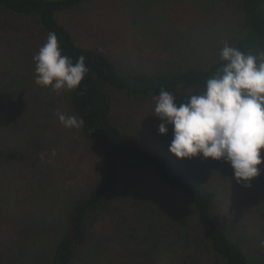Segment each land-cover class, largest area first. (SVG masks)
<instances>
[{
    "label": "rangeland",
    "instance_id": "rangeland-1",
    "mask_svg": "<svg viewBox=\"0 0 264 264\" xmlns=\"http://www.w3.org/2000/svg\"><path fill=\"white\" fill-rule=\"evenodd\" d=\"M201 1L88 0L77 9L58 12V18L80 46L104 52L124 72L161 75L179 67L204 66L216 56L218 36L226 37L227 28L234 27L228 13L211 12L207 18L201 11ZM47 37L32 19L0 8V257L4 256L8 264H49L58 239L70 225L76 201L105 173L101 149L81 128H65L58 119L57 112L76 116L72 91L57 95L35 83L33 56ZM171 94L177 105L190 95ZM123 100L126 108L122 113L127 110L147 120L140 131L122 127L125 136L171 159L172 126H168L166 135L159 133L163 121L154 115L155 100ZM261 158L264 160V149ZM200 160L212 179H223V170L229 168L227 190L240 199L247 195L244 202L250 203L251 216L244 221L249 232L245 247L264 264V206L258 211V205H264V169L247 187L236 182L230 163L204 157ZM152 174L144 176L142 191L145 197L158 192L159 199L166 189ZM120 189L114 201L126 202L141 214L137 217L140 232L150 218L145 211L155 213L152 203L160 207L158 201L139 202L134 198L141 196L138 190L131 192L133 198L125 200V189L130 188ZM226 203L216 204L215 216L229 231L236 232L243 216ZM120 216V210L112 207L100 217L96 231L107 246L100 257L77 264H125L128 258L132 264H148L150 241L139 240L131 228L124 232L122 226L127 224H120ZM170 236L165 232L166 239L159 241L162 263L182 264L183 260L186 264H201L195 249L182 252V242L179 245L169 240ZM207 261L215 263L209 258Z\"/></svg>",
    "mask_w": 264,
    "mask_h": 264
},
{
    "label": "trees",
    "instance_id": "trees-1",
    "mask_svg": "<svg viewBox=\"0 0 264 264\" xmlns=\"http://www.w3.org/2000/svg\"><path fill=\"white\" fill-rule=\"evenodd\" d=\"M87 1L0 0L2 10L32 19L47 35L56 33L62 54L71 57L73 62L81 55L86 57L88 72L81 85L72 91L71 103L76 116L85 121L81 127L83 134L101 149L105 157L103 178L76 201L70 225L58 239L49 264L89 263L91 259L100 257L107 244L99 238L96 227L100 217H104L112 207L120 210V224H127L122 226L124 232L131 228L139 240L150 241L148 264H164L160 261V253L163 252L159 251L163 249L159 248V241L166 239L165 232L171 233L169 240H175L179 245L182 242V252L195 249L202 259L201 264L203 259L207 264V258L214 260V264H261V257L248 254L246 250L249 232L244 221L251 216L248 214L251 206L244 202L247 195L240 199L227 190L229 168L223 170V179H212L206 174L207 167L201 163L202 154L181 159L171 153L170 159L161 152L129 140L122 127L140 131L147 120L127 110L124 114L121 110L126 108L123 98L154 100L161 88L183 95L201 94L206 80L213 77L223 64L219 54L225 44L245 54L258 56L264 50V0L201 1V11L207 18L211 17V12L217 15L228 13L234 27L227 28L226 37L218 36L216 56L204 66L179 67L161 75L124 72L104 52L80 46L70 30L59 21L58 12L77 9ZM182 102H186L184 97ZM152 104L155 105V101ZM258 167L263 170L264 163ZM150 172L154 174L152 178L166 189L159 199L156 196L158 192L152 197L143 194L144 176ZM122 187L130 188L125 189V200L133 198L131 192L138 190L141 196L134 198L139 202L158 201L160 207L152 203L155 213L145 211L150 218L140 232L137 217L141 214L126 202L114 201V195ZM221 202H227L238 216H243V223L236 232L229 231L218 222L214 208ZM260 206L264 205H258V211ZM181 262L186 264L183 260ZM0 264H8L4 256L0 257ZM125 264H132V261L128 258Z\"/></svg>",
    "mask_w": 264,
    "mask_h": 264
},
{
    "label": "clouds",
    "instance_id": "clouds-1",
    "mask_svg": "<svg viewBox=\"0 0 264 264\" xmlns=\"http://www.w3.org/2000/svg\"><path fill=\"white\" fill-rule=\"evenodd\" d=\"M222 66L206 80L201 94H190L177 105L176 97L164 88L154 97V115L163 123L159 133L166 135L172 126L169 151L176 157L224 160L230 163L237 183L250 187L260 175L264 160V50L259 55L245 54L225 44L220 51ZM35 83L57 95L76 90L88 68L81 55L73 62L62 54L56 33L33 56ZM68 129L84 126V119L57 112Z\"/></svg>",
    "mask_w": 264,
    "mask_h": 264
}]
</instances>
